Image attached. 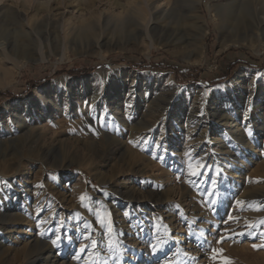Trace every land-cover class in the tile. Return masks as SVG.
I'll use <instances>...</instances> for the list:
<instances>
[{
    "label": "rangeland",
    "instance_id": "374dc122",
    "mask_svg": "<svg viewBox=\"0 0 264 264\" xmlns=\"http://www.w3.org/2000/svg\"><path fill=\"white\" fill-rule=\"evenodd\" d=\"M39 1L0 0V264H264V27Z\"/></svg>",
    "mask_w": 264,
    "mask_h": 264
},
{
    "label": "bare ground",
    "instance_id": "6f19581e",
    "mask_svg": "<svg viewBox=\"0 0 264 264\" xmlns=\"http://www.w3.org/2000/svg\"><path fill=\"white\" fill-rule=\"evenodd\" d=\"M34 1L36 4L38 2H39L38 4H42L39 0H33V2ZM201 1L202 0H198L197 3L200 4ZM229 1H230V3H229ZM236 1H238V0H227L226 4H225V2L223 0L224 4L223 5L219 4V10H218V13L216 14V20H217V22H220L223 25L222 26L223 30L227 29V27L225 25L229 24L230 21H237V22L243 21L244 22V21H246V20L248 21L250 19L258 21L264 27V0H242V1H240V5L238 4L239 2L237 3L238 5H236ZM49 2H51V0H49ZM159 2H162V1H159ZM154 4H152L150 6L149 24H153V26L156 29L161 28L162 32H165V30L167 28V26H166L167 24L165 25L166 22L165 23L163 22L164 23V24L162 23L163 25L161 24V19H162L161 16H165L169 12V7H165V5H164L162 8L163 3L162 4L160 3V5H157V6H155ZM48 5H49V3H48ZM48 5L46 8H44L42 10L46 13L44 15H41V16H43V18L41 17V20L46 21L48 18L51 20L52 9ZM21 7H23L22 4H21ZM210 7L213 9L214 6L210 5ZM5 8H9V6H6ZM29 11L30 10H28V12ZM24 14L25 13L21 11V18L24 16ZM37 16H38V13L36 11L35 12L33 11L32 17H33V20L35 21V23L38 20L36 18ZM38 18H40V17H38ZM238 45H242V43L239 39L229 38L228 40H226L225 33L222 34L220 46H219L220 50L224 51V50H227L228 48H230L231 46H238ZM0 46L3 47V44L0 43ZM203 51H204L203 47L199 48L198 56L200 59L203 58V55H204ZM5 230H7V228Z\"/></svg>",
    "mask_w": 264,
    "mask_h": 264
},
{
    "label": "snow or ice",
    "instance_id": "6c2138e0",
    "mask_svg": "<svg viewBox=\"0 0 264 264\" xmlns=\"http://www.w3.org/2000/svg\"><path fill=\"white\" fill-rule=\"evenodd\" d=\"M205 170H206V166H202L201 171H199V172H193L192 175H193V176H196V177H200L201 175H203V172H204ZM212 183L215 184L216 182H215V181H212ZM81 199H83V198H81ZM239 203H241V202H240V201H237V204H239ZM229 219H232V217H229ZM41 223H43V221H41ZM261 223H264V222H261ZM101 227H105V225L102 224ZM250 234H251V233H249V235H250ZM238 235H244V234H243V233H239ZM61 239H62L61 236H57L56 239L52 241V243H53V244H56V243H57L59 240H61ZM218 242L222 243L223 240H220V241H218ZM91 243H92V247H93V248H96V246H97V242H96V240H92ZM254 247H255V245H254ZM85 250H86V246H85V247H81V248L79 249V251H80L81 253H84ZM152 250H153V252L157 251V246H156L155 244L152 246ZM77 259H79V257H77ZM165 264H168V262L166 261Z\"/></svg>",
    "mask_w": 264,
    "mask_h": 264
}]
</instances>
